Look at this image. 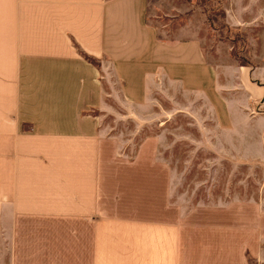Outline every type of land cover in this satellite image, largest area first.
Here are the masks:
<instances>
[{"label": "crops", "instance_id": "1", "mask_svg": "<svg viewBox=\"0 0 264 264\" xmlns=\"http://www.w3.org/2000/svg\"><path fill=\"white\" fill-rule=\"evenodd\" d=\"M253 1L222 0V23L264 22ZM149 5L0 0V264H264L260 195L186 204L165 158L149 193L104 168L108 101L174 116L186 100L223 118L264 104L262 68L213 65L206 24L160 38Z\"/></svg>", "mask_w": 264, "mask_h": 264}, {"label": "rangeland", "instance_id": "2", "mask_svg": "<svg viewBox=\"0 0 264 264\" xmlns=\"http://www.w3.org/2000/svg\"><path fill=\"white\" fill-rule=\"evenodd\" d=\"M247 1L225 0L228 7ZM252 3L263 15L264 0ZM221 8L222 0H150L147 20L165 40L187 39L186 26H194L198 32L206 24L207 29L198 33L208 61L217 66L251 65L264 73V22L248 24L251 20H246L247 24L231 29L222 23ZM108 104L116 115H100L104 142L109 144L104 145L103 159L110 163L104 168L116 176L124 193L141 183L149 188L146 193L154 190L153 178L160 167L157 160L165 158L168 171L180 175L186 204L210 195L226 199L227 194L260 195L264 202L263 102L228 118L210 115L212 109L190 107L186 100L174 116L162 115L158 102L151 107L133 105L129 111L113 101ZM164 107L169 108L167 102ZM201 126L207 130L199 131Z\"/></svg>", "mask_w": 264, "mask_h": 264}]
</instances>
